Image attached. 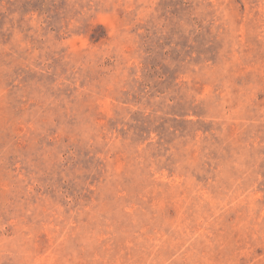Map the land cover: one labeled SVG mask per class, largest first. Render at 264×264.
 Returning a JSON list of instances; mask_svg holds the SVG:
<instances>
[{"label": "rangeland", "instance_id": "obj_1", "mask_svg": "<svg viewBox=\"0 0 264 264\" xmlns=\"http://www.w3.org/2000/svg\"><path fill=\"white\" fill-rule=\"evenodd\" d=\"M0 264H264V0H0Z\"/></svg>", "mask_w": 264, "mask_h": 264}]
</instances>
